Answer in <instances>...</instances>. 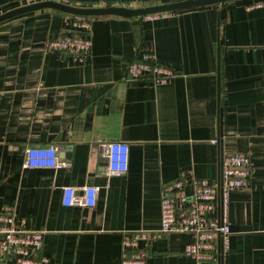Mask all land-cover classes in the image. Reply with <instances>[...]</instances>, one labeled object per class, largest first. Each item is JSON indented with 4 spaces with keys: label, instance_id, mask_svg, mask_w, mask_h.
<instances>
[{
    "label": "crops",
    "instance_id": "1",
    "mask_svg": "<svg viewBox=\"0 0 264 264\" xmlns=\"http://www.w3.org/2000/svg\"><path fill=\"white\" fill-rule=\"evenodd\" d=\"M183 0H65L76 7L144 8ZM264 0L172 12L93 17L87 31L41 10L0 23V214L43 233L47 264H120L122 241L152 235L144 264H264ZM31 0H0V14ZM90 41L84 62L46 53L45 41ZM151 54L176 72L163 85L129 82L126 67ZM216 141V143H212ZM128 146L127 169L105 175L102 144ZM57 150L68 166L22 169L27 148ZM248 156L249 185L229 195L228 251L215 262L182 254L185 234H160L163 185L216 182L219 156ZM97 189L92 207L61 204ZM186 191H188L186 189Z\"/></svg>",
    "mask_w": 264,
    "mask_h": 264
},
{
    "label": "built area",
    "instance_id": "2",
    "mask_svg": "<svg viewBox=\"0 0 264 264\" xmlns=\"http://www.w3.org/2000/svg\"><path fill=\"white\" fill-rule=\"evenodd\" d=\"M44 1L68 5L65 0H31V3ZM263 7L264 2H256L247 9ZM165 15L169 13L141 18L153 20ZM92 19L93 17L64 14L65 25L81 31L88 30ZM43 50L46 53H69L83 63L89 55L90 41L79 35L63 34L45 41ZM175 76L173 69L158 64L151 54H142L138 60L126 67V78L129 82L145 79L153 85H163ZM102 147L106 162L105 175L124 174L128 160L127 144L108 142L102 144ZM66 166L68 164L59 159L57 150L53 147H27L21 168L57 170ZM250 176L251 166L247 155L224 152L219 156L216 182L209 183L190 176L188 180L177 178L163 185L160 191L158 232L190 236L191 242L184 245L182 254L195 262L217 261L228 251L229 195L237 189L248 187ZM96 195V188L83 187L79 196L74 189L63 188L61 204L64 207H92ZM152 238V235L143 232L124 238L121 243L120 264H144L147 252L138 248V242L143 241L146 246ZM42 245V232L25 229L21 222L16 224L11 215L0 214V264H47L46 258L41 255Z\"/></svg>",
    "mask_w": 264,
    "mask_h": 264
},
{
    "label": "water",
    "instance_id": "3",
    "mask_svg": "<svg viewBox=\"0 0 264 264\" xmlns=\"http://www.w3.org/2000/svg\"><path fill=\"white\" fill-rule=\"evenodd\" d=\"M235 0H183L175 3H168L162 5L149 6L144 8L128 9L123 7H76L71 5H64L52 1H44L27 4L16 9L0 14V23L10 20L14 17L24 15L31 12L41 10L57 11L59 13L69 16L79 17H119L124 19L141 18L147 15H154L160 13H171L190 10L199 7H206L211 5H221L225 2ZM217 248L218 242H217Z\"/></svg>",
    "mask_w": 264,
    "mask_h": 264
}]
</instances>
